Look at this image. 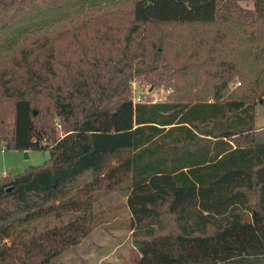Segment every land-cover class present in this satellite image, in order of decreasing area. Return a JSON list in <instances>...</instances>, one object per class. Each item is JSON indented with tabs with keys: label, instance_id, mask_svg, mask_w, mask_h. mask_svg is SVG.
I'll list each match as a JSON object with an SVG mask.
<instances>
[{
	"label": "trees",
	"instance_id": "16d2710c",
	"mask_svg": "<svg viewBox=\"0 0 264 264\" xmlns=\"http://www.w3.org/2000/svg\"><path fill=\"white\" fill-rule=\"evenodd\" d=\"M111 1L0 0L11 52L0 62V143L49 153L0 177V264H53L99 225L95 204L116 190L128 192L140 254L164 239L162 264H264V252L210 261L187 249L264 236V0H133L127 11ZM180 25H214V36ZM138 79L173 92L134 103ZM50 218L67 221L38 226ZM138 255L134 264H151Z\"/></svg>",
	"mask_w": 264,
	"mask_h": 264
},
{
	"label": "rangeland",
	"instance_id": "374dc122",
	"mask_svg": "<svg viewBox=\"0 0 264 264\" xmlns=\"http://www.w3.org/2000/svg\"><path fill=\"white\" fill-rule=\"evenodd\" d=\"M113 2L114 3L108 4V6H110L108 9L115 8L126 11L133 9V0H114ZM240 3L244 7H254L253 1L251 0H241ZM105 8L107 7L101 5L93 8L86 6L77 12H68L72 17L65 21H75L77 18L80 19L89 16L93 12H101ZM65 21L59 20L55 25ZM176 28L185 31L186 34L191 37H198L199 35V38H211L214 36L215 30L214 25H180L176 26ZM22 40L23 38L18 40L17 44H20ZM4 42H6L5 38L0 37V62L11 53L10 47L4 50L3 46L6 45ZM238 48L242 50L243 46H238ZM218 49L220 54L225 55V47L218 46ZM233 57V53L228 55L229 59H233ZM241 81L240 78L234 79L230 83L227 94L235 95L236 97L243 87V85L239 84ZM134 82L132 83V97L136 93L137 96L142 97L144 102L155 103L166 101L173 92V88L165 83H147L140 79ZM256 126H264V104H259L256 107ZM56 132L59 136H62L60 130H56ZM42 143H47L48 146H51L45 139H43ZM3 147V144L0 143V177L3 175L14 176L15 174L23 172L29 166L42 165L49 155L48 151L45 149L21 151L4 150L2 149ZM127 194V190H116L109 195H101L99 201L95 204L96 210H101L103 212L99 225L82 239L79 244L70 247L53 259L52 263L134 264L136 254H139L138 256H142L145 261L151 264H162L165 255L171 252L170 245L166 240L159 239L151 247L143 250L142 254H140L135 247L136 241L133 230L131 229V212L127 205ZM65 221H67V218H50L38 226L40 228L44 224L54 226ZM187 249L199 257L207 253L208 256L204 257V259L211 261L217 258V254L224 252H229L231 255L264 252V236L257 228H254L247 233L239 234L236 239L229 237L226 245L214 243L210 248L204 250L195 246Z\"/></svg>",
	"mask_w": 264,
	"mask_h": 264
},
{
	"label": "built area",
	"instance_id": "2783aa9c",
	"mask_svg": "<svg viewBox=\"0 0 264 264\" xmlns=\"http://www.w3.org/2000/svg\"><path fill=\"white\" fill-rule=\"evenodd\" d=\"M135 83V82H134ZM241 84V83H239ZM133 99V102L134 103H143L144 101L142 100V97L141 96H137V94L135 93L134 96L132 97ZM161 102V101H160ZM157 103V102H155Z\"/></svg>",
	"mask_w": 264,
	"mask_h": 264
},
{
	"label": "water",
	"instance_id": "95a60500",
	"mask_svg": "<svg viewBox=\"0 0 264 264\" xmlns=\"http://www.w3.org/2000/svg\"><path fill=\"white\" fill-rule=\"evenodd\" d=\"M26 157H27V155H26Z\"/></svg>",
	"mask_w": 264,
	"mask_h": 264
}]
</instances>
